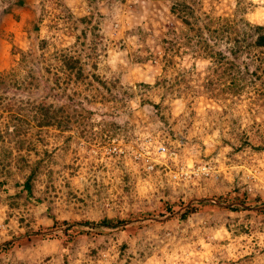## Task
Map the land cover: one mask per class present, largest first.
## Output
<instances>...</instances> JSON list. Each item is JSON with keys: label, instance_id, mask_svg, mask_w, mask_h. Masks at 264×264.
Returning <instances> with one entry per match:
<instances>
[{"label": "rangeland", "instance_id": "374dc122", "mask_svg": "<svg viewBox=\"0 0 264 264\" xmlns=\"http://www.w3.org/2000/svg\"><path fill=\"white\" fill-rule=\"evenodd\" d=\"M16 1L0 0V72L15 69L0 84V122L20 99L59 106L67 124L38 128L21 115L32 148L0 142L11 149L0 162V246L14 243L0 264H264V214L252 213L264 209V147L254 148L264 145V76L233 95L200 47L226 45L213 33L222 24H264V0ZM62 55L79 75L59 69ZM239 56L244 77L260 73ZM18 154L41 158L29 200L15 185L28 171ZM232 187L247 204L213 197ZM202 200L247 208L178 218ZM102 216L133 221L62 231L63 220Z\"/></svg>", "mask_w": 264, "mask_h": 264}, {"label": "trees", "instance_id": "16d2710c", "mask_svg": "<svg viewBox=\"0 0 264 264\" xmlns=\"http://www.w3.org/2000/svg\"><path fill=\"white\" fill-rule=\"evenodd\" d=\"M15 3L18 5L23 4V0H17ZM174 7L183 12L184 14H189L191 16L193 14L192 6L186 3L176 2ZM11 8H7L6 12H10ZM4 12V11H3ZM16 15V14H14ZM182 21L188 25H190V21H188L185 17H183ZM211 20H207V24L210 23ZM207 24L204 25L206 29L209 26ZM209 30V29H208ZM2 32V31H1ZM224 34L223 38L225 40V46L223 48L214 46L216 43L208 44L207 42H203L201 44V49L204 52V57L211 59L214 64L221 65V76L226 80L222 84L224 89L229 91L230 93L239 94L241 91L246 89L247 85H251L255 79H259L260 75L264 76V24H251L246 22L243 29H239L237 27H228L222 24L219 28H214L213 33ZM219 34V35H220ZM242 53L246 59H248L251 63H257L256 66L260 70V73L256 74L255 70H252L251 79L244 77V72H249V67L246 62L242 60L241 63H238L240 58L239 54ZM59 59V69H65L71 71L73 68H76V73L79 75V69L77 68V60L71 56L62 55ZM257 61V62H256ZM241 65V67H239ZM15 69H10L6 71V75L3 76V72H0V84L5 83V79L9 74H14ZM14 72V73H13ZM9 78V77H8ZM10 80V79H9ZM103 84V83H102ZM12 104V103H11ZM1 109L4 111L11 110L9 103H5L1 106ZM62 109L58 107H53L51 103H43V102H31L29 100H20L17 104L14 105L13 111L7 113V119L9 122L3 124L0 122V142H3V137L7 141H12L14 148L16 150L22 149L25 146L28 149H31V141H26L27 145L24 144L25 140L20 137L21 131H23L27 127L26 120L28 118H22L21 115H25L29 117L33 121V125L35 127H47V126H55V127H66L67 122L59 117V112ZM246 144V142H243ZM263 146H255L254 148H262ZM11 149H7L3 145L0 144V162L4 157L6 158V154H9ZM4 155V156H3ZM16 162L18 163V169L23 170L25 168L28 169L27 174L22 179L21 182H15L16 186H20V191L23 193L25 200H29L32 197L31 187H32V178L35 173L38 171V166L41 162V158L35 160L31 164L26 162L25 158L18 154L16 157ZM237 191L236 187H232L230 192L219 193L217 195H213V197L220 203H228L232 200H237L239 203L247 204L248 197L245 192L241 193L240 196H236L235 192ZM258 198H253V203L258 202ZM35 201H39V199H35ZM180 204L181 201H180ZM167 211L171 210V205L165 203ZM198 207L201 210L209 212H213L215 210L221 209V207L216 206L214 203L209 201H198V203L188 205L182 212L178 214V218L184 220L191 213L197 212ZM205 207V208H204ZM247 206L241 207L239 205H229L226 206L225 209L230 212H238L245 211ZM253 215L258 216L259 214H264V209L260 211H252ZM133 219L129 216L127 218H119V217H108L102 216L98 221H90L88 219L83 220L81 222L69 223L65 220L62 221V225L64 226L62 231L65 233H72L73 237L75 235H84L88 233L89 227L93 226H101L106 228L112 227H124L127 223H131ZM151 222V221H150ZM78 227L77 230H74L75 227ZM101 231L96 230V234H99ZM74 240V239H73ZM71 241V240H68ZM14 243L12 241H7L3 245L0 246V250L10 248Z\"/></svg>", "mask_w": 264, "mask_h": 264}, {"label": "built area", "instance_id": "2783aa9c", "mask_svg": "<svg viewBox=\"0 0 264 264\" xmlns=\"http://www.w3.org/2000/svg\"><path fill=\"white\" fill-rule=\"evenodd\" d=\"M156 151L159 153V154H164L166 152V149L164 146L162 145H159L156 147ZM144 154H141L140 156V153H138L137 155H135V159H142L143 157L146 159L145 162H147V156H143ZM168 155H171V153L168 152ZM144 166H146V169H151L153 167V165L151 163H144Z\"/></svg>", "mask_w": 264, "mask_h": 264}, {"label": "water", "instance_id": "95a60500", "mask_svg": "<svg viewBox=\"0 0 264 264\" xmlns=\"http://www.w3.org/2000/svg\"><path fill=\"white\" fill-rule=\"evenodd\" d=\"M210 201V200H209ZM215 202V201H214ZM214 204H216V205H220V206H227V205H229V204H220V203H218V202H215Z\"/></svg>", "mask_w": 264, "mask_h": 264}]
</instances>
